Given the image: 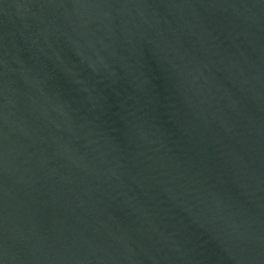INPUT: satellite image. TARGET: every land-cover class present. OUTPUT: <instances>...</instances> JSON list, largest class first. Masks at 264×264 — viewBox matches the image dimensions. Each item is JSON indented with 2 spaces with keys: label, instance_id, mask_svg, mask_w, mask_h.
<instances>
[{
  "label": "water",
  "instance_id": "95a60500",
  "mask_svg": "<svg viewBox=\"0 0 264 264\" xmlns=\"http://www.w3.org/2000/svg\"><path fill=\"white\" fill-rule=\"evenodd\" d=\"M0 264H264V0H0Z\"/></svg>",
  "mask_w": 264,
  "mask_h": 264
}]
</instances>
